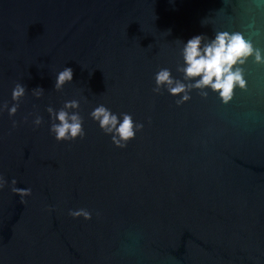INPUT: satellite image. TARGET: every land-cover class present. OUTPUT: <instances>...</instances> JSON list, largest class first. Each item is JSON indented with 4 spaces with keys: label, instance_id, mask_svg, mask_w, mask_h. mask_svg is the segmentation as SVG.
<instances>
[{
    "label": "water",
    "instance_id": "95a60500",
    "mask_svg": "<svg viewBox=\"0 0 264 264\" xmlns=\"http://www.w3.org/2000/svg\"><path fill=\"white\" fill-rule=\"evenodd\" d=\"M218 32L254 50L231 101L193 90L177 106L153 92L161 68L183 81L184 43ZM257 51L264 0H0V105L16 103V83L27 88L15 117L0 112V264H264ZM65 67L73 82L56 91ZM71 100L86 135L58 142L47 108ZM101 104L144 125L125 148L91 118ZM13 179L31 189L26 203ZM79 209L91 219L69 215Z\"/></svg>",
    "mask_w": 264,
    "mask_h": 264
},
{
    "label": "clouds",
    "instance_id": "9594fccd",
    "mask_svg": "<svg viewBox=\"0 0 264 264\" xmlns=\"http://www.w3.org/2000/svg\"><path fill=\"white\" fill-rule=\"evenodd\" d=\"M205 41L204 36L197 35L184 43L182 48L184 63L176 68L177 72L183 73V81L174 78L170 69L161 68L155 75L156 86L153 89L155 94H162L166 90L177 98L176 105L182 106L191 101L193 90H199L198 94L206 99L210 89L218 93L222 101L227 104L232 100L237 85L242 89L245 87L243 72L237 65L243 64L248 57L253 56L252 45L239 33L218 32L214 39ZM255 59L257 62H264L258 51L255 52ZM73 75V69L68 67L59 71L56 75L55 90L62 91L67 84L72 83ZM26 92L25 85L16 83L12 90V99L16 103L11 107L6 103L0 105V112L7 111L10 117H15ZM44 93L42 88L32 90V94L37 98L42 97ZM79 109L80 102L77 100L66 101L58 111L53 107L47 108V112L52 117L50 131L58 142H72L77 138H85L84 121ZM90 115L99 123L102 131L111 136L112 143L118 148H125L144 127L142 123L134 122L130 114L122 113L118 116L103 104L95 107ZM32 123L36 127L41 126L44 123L43 117L36 115ZM12 127L13 129L18 127V122L13 120ZM16 184L17 181L13 179L11 191L21 197L22 203H26L24 198L31 196V189L17 188ZM7 186V180L0 177V190ZM69 215L74 218L91 219V214L86 209L72 210Z\"/></svg>",
    "mask_w": 264,
    "mask_h": 264
}]
</instances>
